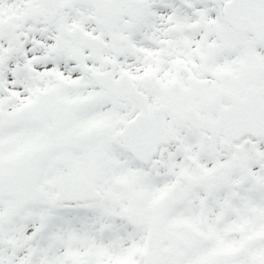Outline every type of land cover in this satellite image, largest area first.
<instances>
[{
	"label": "snow or ice",
	"instance_id": "obj_1",
	"mask_svg": "<svg viewBox=\"0 0 264 264\" xmlns=\"http://www.w3.org/2000/svg\"><path fill=\"white\" fill-rule=\"evenodd\" d=\"M0 264H264V0H0Z\"/></svg>",
	"mask_w": 264,
	"mask_h": 264
}]
</instances>
